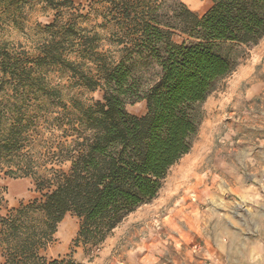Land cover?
Wrapping results in <instances>:
<instances>
[{
    "label": "trees",
    "instance_id": "obj_1",
    "mask_svg": "<svg viewBox=\"0 0 264 264\" xmlns=\"http://www.w3.org/2000/svg\"><path fill=\"white\" fill-rule=\"evenodd\" d=\"M211 1L200 16L180 0H0L17 29L33 3L53 13L32 52L0 39V171L41 196L0 210L1 264H83L43 255L68 215L80 223L73 247L90 256L159 196L207 99L264 39V0ZM91 17L100 23L84 26ZM99 90L102 100L83 98ZM139 102L144 116L128 111Z\"/></svg>",
    "mask_w": 264,
    "mask_h": 264
},
{
    "label": "rangeland",
    "instance_id": "obj_2",
    "mask_svg": "<svg viewBox=\"0 0 264 264\" xmlns=\"http://www.w3.org/2000/svg\"><path fill=\"white\" fill-rule=\"evenodd\" d=\"M74 1L77 5H87V0ZM180 1L200 16L212 7L211 0ZM25 13V28L17 29L7 22L0 8V39L32 52L38 36L37 24L51 23L53 13L44 12L35 3L32 7L27 6ZM86 13L87 10L84 11ZM99 21L91 17L84 26L91 27ZM98 31L103 32L102 29ZM260 53L256 47L245 49L235 72ZM260 75L264 80V70ZM234 76L235 73H232L222 80L205 102L204 119L191 152L170 170L163 189L153 202L128 216L100 249L90 256L82 247H73L80 223L76 217L68 215L59 225L54 242L43 255L48 259L72 255L83 264H152L151 257L142 261L143 258L135 256L133 247L138 243L136 233L147 232L150 225L160 229V219L167 209L180 206V201L187 210V231L194 223L195 230L201 233L198 242L200 248L205 247L203 238L208 236L213 241L217 238L224 252L221 257L224 264H244L243 256L247 250L251 252L250 256L255 255L253 250L260 246L259 235H264V122L257 123V114L264 112V99L254 98L249 103L242 94L245 84L233 83ZM50 78L55 84H67V78L59 73H52ZM83 98L99 101L103 99V92H86ZM127 108L136 116H144L147 111L146 102L130 104ZM247 111L250 112L247 114ZM47 163L48 157L43 158L42 167L50 168ZM43 168L41 171H44ZM60 168L67 172L70 164ZM0 187L5 190L4 202L0 207L3 215L41 197L36 192L33 180L12 178L2 171ZM191 229H194L193 226ZM174 250L175 246L170 244L169 254L159 258L158 264L178 260ZM184 258L187 264L191 263L186 255ZM3 262L0 255V264Z\"/></svg>",
    "mask_w": 264,
    "mask_h": 264
},
{
    "label": "crops",
    "instance_id": "obj_3",
    "mask_svg": "<svg viewBox=\"0 0 264 264\" xmlns=\"http://www.w3.org/2000/svg\"><path fill=\"white\" fill-rule=\"evenodd\" d=\"M197 8L199 7L197 6ZM255 47L257 49L259 48L261 53L258 55L255 54L248 60L247 64L241 70L237 71L238 73L234 72L235 76L232 81L233 83L241 82L245 84L242 94L249 103L254 98L260 97L264 99V80L260 75L261 70H264V39ZM255 53H257L256 50ZM249 112L247 111V114ZM254 118L256 119V117ZM248 119L251 120L249 116ZM263 122L264 112H259L257 114V123L260 124ZM179 204L180 206L176 208L170 207L167 209V212L160 219V229H156V227L150 225L147 232L143 233V231H139L136 233V240H138L139 244L137 243L133 247L135 256L141 257V259L143 258L142 261L151 257L152 264H158L157 260L159 258H163L165 254H169V245L172 244L176 248L173 252L178 260H174L172 263L161 262V264H187L188 261L184 258L185 255L190 258L189 261L191 263L188 264H224L221 261L224 252L222 251V247L219 246L217 238L213 241L211 237L205 236L203 240L206 245L200 248L198 242L201 240V233L195 230L196 225L194 223L190 225L191 227L187 231V224H189V221H186L185 218L187 210L182 201ZM136 216L139 215L137 214ZM192 226L194 229H191ZM259 236L261 237L259 239L260 246L257 250H253V254H257V257L255 255L250 256L251 252L247 250V253H244L243 256L244 264H264V235ZM182 259L185 260L182 261Z\"/></svg>",
    "mask_w": 264,
    "mask_h": 264
}]
</instances>
